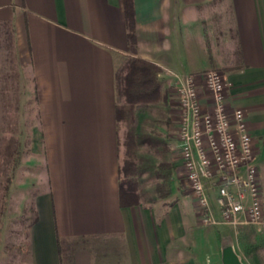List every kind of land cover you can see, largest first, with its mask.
I'll return each mask as SVG.
<instances>
[{
    "label": "crops",
    "instance_id": "0c3cea01",
    "mask_svg": "<svg viewBox=\"0 0 264 264\" xmlns=\"http://www.w3.org/2000/svg\"><path fill=\"white\" fill-rule=\"evenodd\" d=\"M133 5L136 56L161 69V92L188 75L223 71L226 102L245 113L254 141L262 207L255 227L264 241V0ZM0 40L8 43L3 59L19 90L22 139L25 105H36L37 115L30 132L39 158L27 160L38 171L31 184L28 177L21 183L32 190L22 201L33 216L21 264H61L57 238L67 241V264H224L225 252L234 250L228 236L248 225H202L194 197L175 182L165 198L119 206L123 150L114 73L130 56L123 0H0ZM197 86L202 106L209 107L200 79Z\"/></svg>",
    "mask_w": 264,
    "mask_h": 264
},
{
    "label": "built area",
    "instance_id": "2783aa9c",
    "mask_svg": "<svg viewBox=\"0 0 264 264\" xmlns=\"http://www.w3.org/2000/svg\"><path fill=\"white\" fill-rule=\"evenodd\" d=\"M197 79L209 95L202 106ZM177 142L183 180L204 226L260 225L262 207L254 141L245 113L226 102L222 74L207 70L177 83ZM215 194V208L211 202ZM218 214V217L216 216Z\"/></svg>",
    "mask_w": 264,
    "mask_h": 264
},
{
    "label": "rangeland",
    "instance_id": "374dc122",
    "mask_svg": "<svg viewBox=\"0 0 264 264\" xmlns=\"http://www.w3.org/2000/svg\"><path fill=\"white\" fill-rule=\"evenodd\" d=\"M4 32L2 31L1 35ZM0 46L2 48L0 54V264H21V256L24 254L22 251L25 250L26 245V232L33 222L31 208L27 202L22 201V198H25L32 190L29 185L25 188L21 187V183L25 180V182H28V179L30 183L31 173L35 169L32 168L27 159L39 158L38 154L32 151V134L30 132L32 124L36 122L32 118L37 119V115L36 105H32V103L25 105L24 112L28 115V120L24 123L26 132L25 138L22 139L21 132H19V123H16V101L19 90L16 89L17 85L15 84L12 65L10 63L5 64L3 59L6 47L9 49V46L3 40H0ZM213 70L220 72L225 79L222 70ZM5 76L6 80L4 79ZM179 83L180 81H178ZM176 86V84H173L165 88L161 92V100L156 104L149 105L143 112H140L139 108H133L131 114H129L130 117L126 114V119L118 124L121 140L131 118L134 120L139 133L162 139L165 142L166 148L161 152L149 146H143L139 149V155L154 163L169 162L177 166L180 163L177 142L179 112ZM118 105H123L122 100L119 101ZM21 144L23 145L21 146ZM17 147L20 160L24 156V172L18 173V177L16 176L17 170L14 172L13 180L5 192V181L10 175L13 165V152ZM177 166L170 178V185L175 182L181 192L183 189L188 191L183 180L182 170ZM35 171H38V169H35ZM27 177L28 179H25ZM144 186L155 195L153 191L154 182L151 179L145 177ZM245 227L247 228H244L243 233L237 232L236 235L231 234L228 236L232 238L234 244L233 252L242 255V262L245 264H264L263 232L257 229L255 225ZM216 228L222 236L228 233L227 228L222 226Z\"/></svg>",
    "mask_w": 264,
    "mask_h": 264
},
{
    "label": "trees",
    "instance_id": "16d2710c",
    "mask_svg": "<svg viewBox=\"0 0 264 264\" xmlns=\"http://www.w3.org/2000/svg\"><path fill=\"white\" fill-rule=\"evenodd\" d=\"M123 10L127 51L130 56L114 73L117 126L126 119V114H131L133 108H139L140 112H143L149 105L158 103L162 97L159 80L161 69L157 65L136 56L137 37L133 0H123ZM120 100L123 102L122 106L118 105ZM119 145L123 150V157L118 167L119 206L123 208L134 207L139 204L153 203L157 199L167 197L170 194V178L175 172L176 165L169 162L154 163L138 154L139 149L143 146H149L161 152L166 148L165 142L162 139L139 133L134 120L130 118L129 126ZM13 155L10 175L5 181V192L12 182L14 172L20 162L18 147L14 150ZM145 177L154 182L153 191L155 195L144 186ZM66 242V240L57 238L61 264H67L62 248Z\"/></svg>",
    "mask_w": 264,
    "mask_h": 264
},
{
    "label": "water",
    "instance_id": "95a60500",
    "mask_svg": "<svg viewBox=\"0 0 264 264\" xmlns=\"http://www.w3.org/2000/svg\"><path fill=\"white\" fill-rule=\"evenodd\" d=\"M223 263L224 264H241L239 260L237 259L236 255L231 250H227L225 252Z\"/></svg>",
    "mask_w": 264,
    "mask_h": 264
}]
</instances>
